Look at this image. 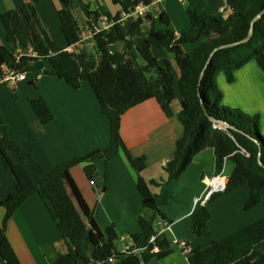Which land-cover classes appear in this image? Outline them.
Masks as SVG:
<instances>
[{
	"label": "trees",
	"instance_id": "obj_1",
	"mask_svg": "<svg viewBox=\"0 0 264 264\" xmlns=\"http://www.w3.org/2000/svg\"><path fill=\"white\" fill-rule=\"evenodd\" d=\"M43 1L28 0L19 9H9L0 15L5 31L4 42L0 37V74H51L75 89L87 81L102 113L109 118L110 142L106 148L46 169L31 152L10 137L0 111L3 129L0 160L15 183L14 192L0 200V206L5 208L0 221V257L5 264H22L8 239L7 223L35 194L46 204L67 243V250L59 252L53 264H147L153 258L166 257L168 250L159 235L158 221L171 223L163 210L174 199L170 184L179 180L194 157L207 148L214 149L215 175L222 172L225 159L234 163L226 189L214 193L209 202L242 186L249 188V196L239 210H249L262 201L264 137L259 130L260 117L244 115L240 110L233 111L222 105L223 92L218 76L224 73L228 82H233L236 70L252 60L264 71V14L255 22L248 42L231 45L249 34L252 20L264 9V0H225L232 10L227 16L200 13L188 5L186 13L191 26L179 34L170 27V17L164 11L158 17L147 13L137 19L122 20L123 12L128 13L140 2L150 6L155 0H113L123 11L113 14L104 9L105 16L115 23L97 32L101 12L92 11L85 4L83 12L87 21L82 28L74 16L75 0H61L63 6L58 10V18L66 38L65 47L57 44L40 21L37 5ZM156 22L164 27L157 28ZM82 29L91 30L94 53L67 49L80 43ZM117 42H123L122 50L112 49ZM186 43H198V46L187 54L183 49ZM215 48L218 50L200 83V74ZM155 49H164L174 56L179 69L177 79L171 60L158 59ZM4 67L7 70L4 71ZM149 74L152 76L148 77ZM35 80L30 84L34 85ZM10 83L5 80L0 88ZM175 86L181 95L177 116L184 127L183 135L176 142L172 158L163 167L165 177L147 181L139 176L137 187L143 205L153 213L150 217L138 215L140 230L131 234L133 244L129 249L120 251L116 225L110 224L105 229L99 226L70 169L83 164L88 179L94 180L98 176L95 161L103 159L109 163L122 152L134 169L143 171L147 166L146 157H134L130 153L121 135L122 117L131 107L152 98L159 102L166 116L171 117L174 115L172 102L177 95ZM31 105L42 124L54 119L43 97L31 99ZM211 118L223 120L235 129L215 128ZM260 148L262 163L259 162ZM152 185L159 188L158 193L152 191ZM210 219L208 204L200 199L191 213L194 234L198 237L209 235ZM153 236L156 237L151 241ZM186 256L190 264H264V217L221 240L212 241L206 248H194Z\"/></svg>",
	"mask_w": 264,
	"mask_h": 264
},
{
	"label": "crops",
	"instance_id": "obj_2",
	"mask_svg": "<svg viewBox=\"0 0 264 264\" xmlns=\"http://www.w3.org/2000/svg\"><path fill=\"white\" fill-rule=\"evenodd\" d=\"M27 2L28 0H0V15L9 9H19ZM85 4L90 6V10L101 13L104 9L113 14L123 11L113 0H75L74 16L82 28H85L87 21L83 12ZM188 5H192L200 13L209 14L229 7L225 0H155L149 9H155L153 15L156 17L163 11L167 12L170 27L179 34L191 26L186 13ZM62 6L61 0H44L37 5V9L44 28L59 46L65 47L66 38L58 18V10ZM156 27L164 26L156 22ZM4 36L0 18L1 42H4ZM90 36V30L82 29L80 43L67 49L73 51L80 50L85 45L93 46ZM197 46L198 43H186L183 49L185 53L191 54ZM154 53L158 59L171 60L177 79L179 69L174 63V56L164 49H155ZM7 78L8 73L4 76L0 74V83ZM34 78L35 84L31 85L30 81ZM218 85L223 92L222 105L241 107L248 112H261L264 115V71L255 60L236 70L233 82H228L224 73H221ZM175 87L177 95L172 102L174 115L171 117L166 116L155 98L131 107L122 117L121 135L130 153L134 157H146L147 166L143 171L134 169L122 152L109 163L103 159L95 161L98 173L94 179L95 184L86 176L83 164L74 165L70 169L99 226L105 229L110 224L116 225L120 236V251L133 244L131 234L140 230L138 215L150 217L153 213L143 205L142 195L137 187L139 176L147 181L165 177L163 167L172 158L176 142L183 135L184 127L177 116L181 109V95L177 86ZM38 97H43L53 112L54 119L48 124L40 122L31 105V99ZM0 111L10 137L31 152L34 159L46 169H52L96 149L106 148L110 142L109 118L102 113L100 103L87 81H83L81 87L75 89L56 75L36 76L27 73L26 80L11 82L0 88ZM261 125L264 127L262 119ZM2 132L0 125V134ZM215 164L214 149L207 148L194 157L179 180L170 184L174 199L163 210L171 223L163 226L162 221H158L159 235L168 255L162 259L153 258L147 264H190L179 245L181 240H186L191 249L206 248L212 241L221 240L264 217V204H258L249 210H239L249 196V188L242 186L214 202H208L211 213L210 233L203 237L194 234L191 213L197 201L207 191L208 181L215 176ZM233 169V161L225 159L221 173L228 179ZM0 173V200H5L14 192L15 183L1 160ZM151 189L154 193L159 192V188L154 185ZM4 215L5 208L0 206V221ZM6 231L22 264H53L59 252L67 250L65 239L46 204L37 194L30 196L14 212ZM0 264H5L1 257Z\"/></svg>",
	"mask_w": 264,
	"mask_h": 264
},
{
	"label": "built area",
	"instance_id": "obj_3",
	"mask_svg": "<svg viewBox=\"0 0 264 264\" xmlns=\"http://www.w3.org/2000/svg\"><path fill=\"white\" fill-rule=\"evenodd\" d=\"M149 12H150L149 11V5H146L145 3L140 2L138 5H136L128 13L123 12L122 20L127 19V18L137 19L138 17L145 16ZM231 12H232V10L228 7V8H221L217 13H223L225 16H227ZM102 19H104V20L101 22ZM114 23H115V21L109 20L105 15L101 16L100 24L95 31L97 32L100 29H107V28L111 27ZM90 34L92 35L91 30H90ZM26 79H27V73L26 72H23V73L10 72V73H8V78L6 80H10L11 82H16V81H22V80H26ZM213 123H214L215 128L227 129V126L219 120H215V121H213ZM227 181H228V179L222 173L211 177L210 180L208 181L207 191L205 192L204 196L202 198H200L203 201V203L207 204L210 201V198L214 193L223 192L226 189ZM91 183L95 184V181L91 180ZM166 224L167 223H163V226H167ZM155 237L156 236H153L151 238V241H153L155 239ZM179 245L185 254L189 253L192 250L186 240H181L179 242ZM127 249H129V247H127L124 251H127ZM110 261H112V259Z\"/></svg>",
	"mask_w": 264,
	"mask_h": 264
},
{
	"label": "rangeland",
	"instance_id": "obj_4",
	"mask_svg": "<svg viewBox=\"0 0 264 264\" xmlns=\"http://www.w3.org/2000/svg\"><path fill=\"white\" fill-rule=\"evenodd\" d=\"M149 11L152 13V14H155V9L153 8V7H151L150 9H149ZM149 12V13H150ZM102 14V16H104L105 14H104V12H102L101 13ZM79 15V14H78ZM81 16H82V13H81ZM104 19H102L101 20V22L103 21ZM148 25V24H147ZM146 27V26H145ZM144 27V28H145ZM147 28V27H146ZM89 40H90V38H89ZM87 42H89V41H87ZM116 46V47H115ZM115 46H113V50H121V49H123V42H119V43H117V45H115ZM82 49H85V50H87L88 52H91V53H94L95 52V47H94V45L93 46H91V45H85ZM156 55V54H155ZM157 56V55H156ZM4 68H6V67H4ZM6 70H7V68H6ZM8 72V71H7ZM152 76V74H149L148 75V77H151ZM248 105H250V104H248ZM234 109V110H233ZM232 110L233 111H236V110H240L244 115H250V116H253V115H259V117H260V125H259V130L261 131V134H262V136L264 137V127L261 125V119H262V123H263V125H264V115L261 113V112H248V111H246V110H244L243 108H241V107H239V108H233ZM245 111V112H244ZM1 114H2V112H1ZM2 117H3V115H2ZM4 119V118H3ZM224 196V195H223ZM222 196V197H223ZM264 197V196H263ZM263 197H262V200H263ZM221 198V197H220ZM220 198H217V199H215V200H213V202L214 201H216V200H218V199H220ZM259 204H261L260 206H262V204H264V203H262V201L259 203ZM240 211L238 210L237 211V213H239Z\"/></svg>",
	"mask_w": 264,
	"mask_h": 264
},
{
	"label": "water",
	"instance_id": "obj_5",
	"mask_svg": "<svg viewBox=\"0 0 264 264\" xmlns=\"http://www.w3.org/2000/svg\"><path fill=\"white\" fill-rule=\"evenodd\" d=\"M263 14H264V9H263V10H262L257 16H255L254 19L252 20L251 28H250L249 34H248L245 38H243L242 40H240V41H238V42H235V43H233V44H231V45H237V44H241V43L248 42V41L251 39L252 35H253V32H254V24H255V22H256L259 18H261V16H262ZM217 50H218V48H215V49L212 51V53L209 55V57H208V59H207V61H206V63H205V66H204V68H203V70H202V72H201V74H200V78H199V82H200V83H201V81H202V79H203V77H204V74H205V70H206V68L208 67V65H209V63H210V61H211L213 55L215 54V52H216ZM199 96H201V93H200V92H199ZM211 119L215 121L214 118H211ZM219 121H221L223 124H225V125L227 126V128L235 129L233 126H231V125L228 124L227 122H225V121H223V120H219ZM259 162L262 163V162H261V148H260V153H259Z\"/></svg>",
	"mask_w": 264,
	"mask_h": 264
}]
</instances>
